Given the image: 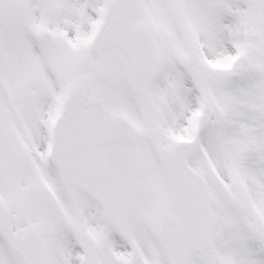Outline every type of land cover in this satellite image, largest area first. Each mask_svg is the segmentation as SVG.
Instances as JSON below:
<instances>
[{
    "label": "snow or ice",
    "instance_id": "obj_1",
    "mask_svg": "<svg viewBox=\"0 0 264 264\" xmlns=\"http://www.w3.org/2000/svg\"><path fill=\"white\" fill-rule=\"evenodd\" d=\"M0 264H264V0H0Z\"/></svg>",
    "mask_w": 264,
    "mask_h": 264
}]
</instances>
